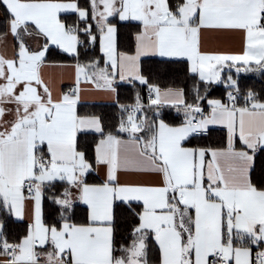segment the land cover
Instances as JSON below:
<instances>
[{
    "label": "snow or ice",
    "instance_id": "snow-or-ice-1",
    "mask_svg": "<svg viewBox=\"0 0 264 264\" xmlns=\"http://www.w3.org/2000/svg\"><path fill=\"white\" fill-rule=\"evenodd\" d=\"M0 264H264V0H0Z\"/></svg>",
    "mask_w": 264,
    "mask_h": 264
}]
</instances>
